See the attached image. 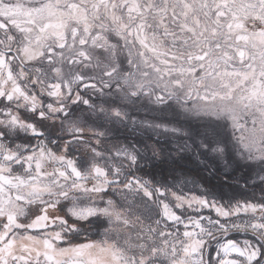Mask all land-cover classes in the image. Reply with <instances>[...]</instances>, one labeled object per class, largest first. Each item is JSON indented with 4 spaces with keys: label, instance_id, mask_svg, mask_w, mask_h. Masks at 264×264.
Listing matches in <instances>:
<instances>
[{
    "label": "snow or ice",
    "instance_id": "1",
    "mask_svg": "<svg viewBox=\"0 0 264 264\" xmlns=\"http://www.w3.org/2000/svg\"><path fill=\"white\" fill-rule=\"evenodd\" d=\"M0 264H264V0H0Z\"/></svg>",
    "mask_w": 264,
    "mask_h": 264
},
{
    "label": "rangeland",
    "instance_id": "2",
    "mask_svg": "<svg viewBox=\"0 0 264 264\" xmlns=\"http://www.w3.org/2000/svg\"><path fill=\"white\" fill-rule=\"evenodd\" d=\"M124 135H127L125 133ZM185 161L186 163L181 164L180 162ZM198 164H200L197 160L190 156H185L182 160H180L177 163V166L171 165V163L167 162H155V163H150L146 168V172H152V173H163L164 175L168 176V179L171 180L172 176L169 175V172L173 169L176 168L179 170L181 173L180 178H186L188 180H195L197 184L203 185L206 188H209L216 192L217 194H222L225 195V198H227L228 195H231L235 189L231 184H225L221 183L220 181H216L212 179L211 176H208L207 174H204L206 176H201L202 173L200 171H197L198 169ZM164 166V167H163ZM204 167V165H202ZM218 167V166H217ZM219 168V167H218ZM219 171H222V169H218ZM210 171V170H209ZM236 175H239V172L235 173ZM191 189L192 191H195L199 193L200 189L194 186L192 183H189L187 187L184 189L186 192ZM240 239H243V237H240Z\"/></svg>",
    "mask_w": 264,
    "mask_h": 264
},
{
    "label": "trees",
    "instance_id": "3",
    "mask_svg": "<svg viewBox=\"0 0 264 264\" xmlns=\"http://www.w3.org/2000/svg\"><path fill=\"white\" fill-rule=\"evenodd\" d=\"M167 163H169V162H167ZM181 164H184V163H186L185 161H182V162H180ZM171 165H173L174 167L175 166H177V164H171ZM185 165V164H184ZM164 167V166H163ZM219 169V168H218ZM197 171H200V173H202V175L201 176H206V175H204V174H207L208 176H211L212 177V179H214V180H216V181H220L221 183H224V180H223V175H222V171H219V170H217V171H215V172H213L211 169H209V168H205V167H202V165H199L198 164V169H196ZM210 170V171H209Z\"/></svg>",
    "mask_w": 264,
    "mask_h": 264
}]
</instances>
